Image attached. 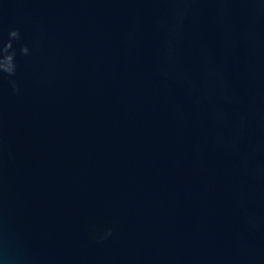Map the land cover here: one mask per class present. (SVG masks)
Wrapping results in <instances>:
<instances>
[{
	"label": "water",
	"instance_id": "obj_1",
	"mask_svg": "<svg viewBox=\"0 0 264 264\" xmlns=\"http://www.w3.org/2000/svg\"><path fill=\"white\" fill-rule=\"evenodd\" d=\"M14 30L0 264H264V0H0Z\"/></svg>",
	"mask_w": 264,
	"mask_h": 264
},
{
	"label": "clouds",
	"instance_id": "obj_2",
	"mask_svg": "<svg viewBox=\"0 0 264 264\" xmlns=\"http://www.w3.org/2000/svg\"><path fill=\"white\" fill-rule=\"evenodd\" d=\"M19 36L20 33L18 30L12 31L10 33L11 39L0 49V73H5L9 77L15 76L17 71L16 52L14 51L13 40L19 39ZM22 51L25 55L29 53L27 47H24ZM12 84L15 90L19 92V87L15 84V81H12Z\"/></svg>",
	"mask_w": 264,
	"mask_h": 264
}]
</instances>
